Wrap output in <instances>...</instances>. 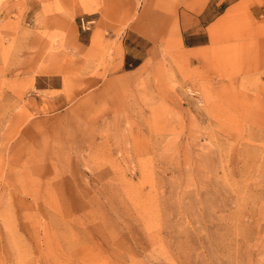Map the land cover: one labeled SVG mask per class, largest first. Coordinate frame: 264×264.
<instances>
[{"label":"rangeland","instance_id":"obj_1","mask_svg":"<svg viewBox=\"0 0 264 264\" xmlns=\"http://www.w3.org/2000/svg\"><path fill=\"white\" fill-rule=\"evenodd\" d=\"M70 2L0 0V264H264V46L78 48Z\"/></svg>","mask_w":264,"mask_h":264},{"label":"crops","instance_id":"obj_2","mask_svg":"<svg viewBox=\"0 0 264 264\" xmlns=\"http://www.w3.org/2000/svg\"><path fill=\"white\" fill-rule=\"evenodd\" d=\"M70 3L71 8L60 13V21L75 20L80 15L95 20L87 34L88 44L79 42L78 48H90V40L92 45L96 41L93 34L96 30L103 33L106 41L112 40L115 30L127 22L122 48L166 45L173 48L174 45L204 50L222 48L225 39L232 37L246 38L254 48L264 46V0H143L144 9L135 16V0H71ZM80 35L78 31L77 40ZM130 37L140 39L142 45L127 44ZM125 57L123 67L131 66L134 58L127 61Z\"/></svg>","mask_w":264,"mask_h":264},{"label":"built area","instance_id":"obj_3","mask_svg":"<svg viewBox=\"0 0 264 264\" xmlns=\"http://www.w3.org/2000/svg\"><path fill=\"white\" fill-rule=\"evenodd\" d=\"M94 20L93 19H88L85 17H80L79 19V24L82 30H89L90 27L93 25Z\"/></svg>","mask_w":264,"mask_h":264}]
</instances>
